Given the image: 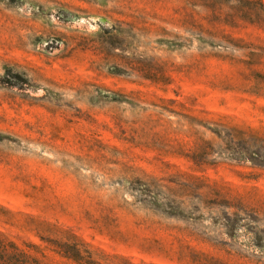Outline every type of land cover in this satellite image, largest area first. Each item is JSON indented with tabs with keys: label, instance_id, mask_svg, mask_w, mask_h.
<instances>
[{
	"label": "rangeland",
	"instance_id": "374dc122",
	"mask_svg": "<svg viewBox=\"0 0 264 264\" xmlns=\"http://www.w3.org/2000/svg\"><path fill=\"white\" fill-rule=\"evenodd\" d=\"M0 231L100 264H264V0H0Z\"/></svg>",
	"mask_w": 264,
	"mask_h": 264
},
{
	"label": "trees",
	"instance_id": "16d2710c",
	"mask_svg": "<svg viewBox=\"0 0 264 264\" xmlns=\"http://www.w3.org/2000/svg\"><path fill=\"white\" fill-rule=\"evenodd\" d=\"M1 209H5L0 206ZM6 212L10 210L5 209ZM32 230H40L46 233V236H39L45 242L46 248L56 254L72 261L75 264H100L92 256L89 250V243L79 238L71 228H65L58 225L45 224L40 228L39 221L30 218ZM45 254L39 244L33 242L19 243L16 239L0 231V264H47L44 260Z\"/></svg>",
	"mask_w": 264,
	"mask_h": 264
}]
</instances>
